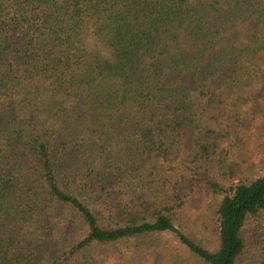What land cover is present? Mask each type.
I'll return each instance as SVG.
<instances>
[{
	"label": "trees",
	"instance_id": "trees-1",
	"mask_svg": "<svg viewBox=\"0 0 264 264\" xmlns=\"http://www.w3.org/2000/svg\"><path fill=\"white\" fill-rule=\"evenodd\" d=\"M247 133L264 0H0V264H264Z\"/></svg>",
	"mask_w": 264,
	"mask_h": 264
},
{
	"label": "rangeland",
	"instance_id": "rangeland-1",
	"mask_svg": "<svg viewBox=\"0 0 264 264\" xmlns=\"http://www.w3.org/2000/svg\"><path fill=\"white\" fill-rule=\"evenodd\" d=\"M248 133L244 136L247 138L245 140H242V142L245 143V148H246V150H244L242 155H244L245 159H247L248 161L255 162L253 163L254 165L260 166L258 162L261 159H264V148L257 149L259 148L258 147L259 144L254 141L255 137L252 136L255 135L257 137L259 133H250V134ZM248 164L250 163H243V165H248ZM167 240L177 245V240H175L173 237H168ZM203 242L206 243L207 241L203 240ZM210 247L212 249L214 248V246H210Z\"/></svg>",
	"mask_w": 264,
	"mask_h": 264
}]
</instances>
